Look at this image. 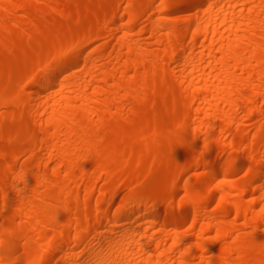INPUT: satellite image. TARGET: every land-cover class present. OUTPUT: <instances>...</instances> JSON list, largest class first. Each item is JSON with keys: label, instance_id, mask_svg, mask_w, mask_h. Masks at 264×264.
Here are the masks:
<instances>
[{"label": "bare ground", "instance_id": "obj_1", "mask_svg": "<svg viewBox=\"0 0 264 264\" xmlns=\"http://www.w3.org/2000/svg\"><path fill=\"white\" fill-rule=\"evenodd\" d=\"M0 66V264H264V0H0Z\"/></svg>", "mask_w": 264, "mask_h": 264}, {"label": "rangeland", "instance_id": "obj_2", "mask_svg": "<svg viewBox=\"0 0 264 264\" xmlns=\"http://www.w3.org/2000/svg\"><path fill=\"white\" fill-rule=\"evenodd\" d=\"M40 7H45V2L43 1V2H41L40 4ZM63 8V5L62 4H58L57 5V7H56V10L57 11H59V10H61ZM55 17H56V14L54 15ZM72 22L71 21H66V22H63V23H56L54 26L55 27H59V28H63V27H66V26H68V25H70ZM80 25H86V21H82V20H79V22H78ZM9 29L11 30V31H15L16 30V28L14 27V26H10L9 27ZM17 44H11L10 46H9V49H11V51L13 52V54L14 55H17L18 54V52L15 50V46H16ZM73 69H78V66H76V67H74ZM73 69H71L69 72H68V74H70L72 71H73ZM3 73H4V70H3V68H2V66H0V76L1 75H3ZM149 114V111H147V113L145 112V115L144 116H147ZM262 115H264V105H263V107H262V113H261ZM170 116V112L169 111H162L161 113H160V117L162 118L161 119V123H158L157 125H155V126H150V127H148L146 130H145V132H150V131H152V130H155V131H157V132H159V133H162V134H167V126H166V124L164 123V121L168 118ZM237 117H238V119L239 120H241V118H242V112H238V114H237ZM238 120V121H239ZM260 120H262V119H260ZM255 121L253 120V121H248V122H245L244 124H241L240 126H241V128L242 129H244L245 131H249V134L250 135H252L253 133H254V127H255ZM122 127H124L125 129H127L128 127H126V126H122ZM24 129V125L23 124H21L20 126H17V130H19V131H22ZM129 129H131V131L132 132H134V133H140L142 130H143V127H142V125H135V126H130L129 127ZM177 130L178 131H180L181 133H185L186 135H191V133H192V131H193V127L192 126H185L184 124H182V125H180L179 127H177ZM149 144L150 145H152L153 144V142L152 141H149ZM11 149V146H10V144L8 143V142H6V141H0V153L1 152H3V151H7V150H10ZM168 151V150H167ZM167 151H166V153H167ZM141 167H143V166H141ZM196 170H191L189 173H193V172H195ZM95 175H97V173H91V174H87V176H86V178L85 179H83L82 181H81V191H80V194L81 195H84V187H85V185H86V183L89 181V179H91V178H93ZM159 175V177H160V175L161 174H158ZM242 177H243V172H241V173H239V174H237V175H233V176H230L229 177V180H231V182L233 183V184H240V181H241V179H242ZM103 185V182H96V183H94V190L91 192V195L94 197V196H96L97 195V191H98V188L100 187V186H102ZM116 186V181L115 180H113V181H111V182H108L106 185H105V187H106V189H111V188H113V187H115ZM176 189H177V187L176 186H172L171 188H170V190H171V192H170V190H169V196H172L173 195V191H176ZM53 190H50V192H52ZM205 192V189L203 188V189H201L197 194H201V193H204ZM106 197H109V196H106ZM176 198V197H175ZM178 198V197H177Z\"/></svg>", "mask_w": 264, "mask_h": 264}]
</instances>
